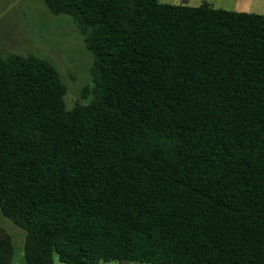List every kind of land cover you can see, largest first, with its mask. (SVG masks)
Returning a JSON list of instances; mask_svg holds the SVG:
<instances>
[{
  "label": "trees",
  "instance_id": "obj_1",
  "mask_svg": "<svg viewBox=\"0 0 264 264\" xmlns=\"http://www.w3.org/2000/svg\"><path fill=\"white\" fill-rule=\"evenodd\" d=\"M93 55L0 56V211L24 264H264V15L160 0H44ZM0 227V264H13Z\"/></svg>",
  "mask_w": 264,
  "mask_h": 264
},
{
  "label": "rangeland",
  "instance_id": "obj_2",
  "mask_svg": "<svg viewBox=\"0 0 264 264\" xmlns=\"http://www.w3.org/2000/svg\"><path fill=\"white\" fill-rule=\"evenodd\" d=\"M163 3L199 6L209 2L216 8L264 15V0H160ZM35 55L55 65L67 86L66 103L73 108L83 99L85 87L92 86L93 55L73 19L66 14H53L44 0H0V56ZM0 227L14 241L13 264H24L26 231L0 211ZM104 264H151L107 262Z\"/></svg>",
  "mask_w": 264,
  "mask_h": 264
}]
</instances>
